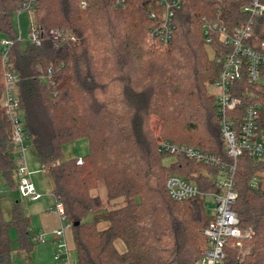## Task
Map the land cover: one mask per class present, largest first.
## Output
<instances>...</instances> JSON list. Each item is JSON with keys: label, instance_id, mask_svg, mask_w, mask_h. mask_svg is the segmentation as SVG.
Masks as SVG:
<instances>
[{"label": "trees", "instance_id": "16d2710c", "mask_svg": "<svg viewBox=\"0 0 264 264\" xmlns=\"http://www.w3.org/2000/svg\"><path fill=\"white\" fill-rule=\"evenodd\" d=\"M82 1L87 3L84 9ZM250 2L183 0L172 44L161 52L146 42L156 23L148 17L145 0H130L125 10H115L113 0H38L36 25L64 30L75 38L59 49L50 41L42 46L18 42L15 17L23 4L0 0V40L13 42L10 63L21 79L30 146L51 179L56 203L64 206L77 264H200L208 246L203 232L212 220L206 201L175 202L166 182L178 175L213 192L212 181L193 174L217 170L160 152L157 133L161 140L229 161L215 96L208 93V86L219 79L221 65L207 56L202 20L215 19L220 9L223 22L234 29L247 21L242 9ZM256 22L263 25L264 18ZM215 45L221 47L218 38ZM50 67L54 74L49 81ZM247 90L264 117V86ZM3 94L0 54V177L16 190L12 126L2 108ZM154 117L161 123L158 130ZM83 139L89 143L88 154L62 162L63 147ZM168 157L175 160L166 166L163 160ZM256 172H264V163L240 158L235 209L241 225L254 231L252 239L243 241L251 252L240 260L233 241L223 264H264V190L251 186ZM100 181L106 184L109 201L124 199L123 207L104 209L100 199L91 196ZM3 198L0 191V264H14L11 229L17 233L18 250L29 261L37 243L30 220L15 203L13 220L6 221ZM103 222L109 227L100 230ZM117 240L125 243L124 254L117 250Z\"/></svg>", "mask_w": 264, "mask_h": 264}, {"label": "built area", "instance_id": "2783aa9c", "mask_svg": "<svg viewBox=\"0 0 264 264\" xmlns=\"http://www.w3.org/2000/svg\"><path fill=\"white\" fill-rule=\"evenodd\" d=\"M23 8L16 13V32L18 42H28L35 46H42L50 41L56 49L75 41L73 35L64 30L43 26L35 23V10L38 0H20ZM114 9H127L130 0H113ZM148 17L156 23L149 29L150 41L167 47L172 44L176 33V14L181 10L183 0H145ZM81 8H86V1H82ZM248 17L247 21L230 29L222 20L220 9L216 11L215 19L204 17L202 20L203 40L209 49L213 62L221 65L218 81L214 84L216 115L219 122L225 152L229 161L220 156L202 151L198 148L160 140L159 151L181 157L203 167L217 170L212 179L216 190L205 192L200 187L178 175H170L166 188L171 200L183 203L190 199L201 198L214 203L212 220L204 230L208 239L200 264H223L227 258L226 248L236 241L240 249L238 258L244 260L251 249L243 246V241L254 236L251 228L241 225L239 215L235 209L239 193L236 190V177L239 160L248 156L254 162L264 163V117L261 108L255 104L249 87L264 86V24L256 22L257 18H264L263 0H251L242 9ZM27 14L30 20V31L27 39L23 38L20 28V16ZM216 38L221 47L215 45ZM13 42L3 38L0 40V54L2 60L4 94L2 108L7 120L12 126V145L18 171V191L23 198L35 201L40 198L32 182L33 173L29 169L27 153L30 147L24 115L21 109L19 85L21 79L12 69L10 63ZM54 74L53 67L48 70L47 80ZM57 93L54 94L56 96ZM207 178L210 175L205 174ZM254 189L264 190V172H256L251 180ZM56 211L65 225L53 233L58 241V253L55 259L59 261L67 253V246L63 239L65 230L71 228L67 223L65 209L61 203H56ZM37 243L46 242V238L39 237Z\"/></svg>", "mask_w": 264, "mask_h": 264}, {"label": "crops", "instance_id": "0c3cea01", "mask_svg": "<svg viewBox=\"0 0 264 264\" xmlns=\"http://www.w3.org/2000/svg\"><path fill=\"white\" fill-rule=\"evenodd\" d=\"M32 182L37 193L40 195V198L33 201L30 198L21 197V206L23 207L25 215L30 220V231L34 239L36 240L39 237H44L46 238V242L35 244L29 261L27 260L26 255L18 250V245L14 249L12 256L15 252L19 254L22 264H28L29 262L30 264H77L76 246L73 239L72 228L65 230L63 236L67 246V253L64 254L59 261L55 259V256L58 253V241L53 236V233L60 230L65 223L62 222L59 214L55 210V206H52L53 204L51 205L50 202L45 201L44 197L46 196V193L40 186L37 178L32 176ZM90 194L92 197L100 199L104 209L111 210L125 205L124 199H119L114 202L109 201L108 191L104 181H100L97 188L92 190ZM50 195L52 196V200L56 202V198L53 195V185ZM9 197L10 196H8V198ZM9 199V204L12 206L15 202L19 203V201L13 200L14 198L12 197ZM108 227L109 223L107 222L99 224L100 230H105ZM115 246L120 254H124L127 250L126 245L122 240H117Z\"/></svg>", "mask_w": 264, "mask_h": 264}, {"label": "rangeland", "instance_id": "374dc122", "mask_svg": "<svg viewBox=\"0 0 264 264\" xmlns=\"http://www.w3.org/2000/svg\"><path fill=\"white\" fill-rule=\"evenodd\" d=\"M20 28H21L23 38L26 40L28 37L29 31H30V20H29V16L27 14H22L20 16ZM146 42H147L148 46H150L151 48H154L158 51H161V52H166L170 48V45L167 47H163V46H160V45L150 41L148 36H147ZM204 46H205L207 56H208L209 60H211L209 49L206 47V45H204ZM208 93L210 95L214 96V85L213 84L208 86ZM152 124H153V127H155L157 130L159 129V127L161 125L160 121L156 117L153 118ZM157 138L159 140L162 139L159 136V133H157ZM88 152H89L88 141L85 139L79 140L75 143L67 144L63 147V159L61 161L64 162V161L74 159V158H82V157L86 156L88 154ZM27 157H28V165H29L30 171H32L34 178H37L40 186L43 188V190L46 193V196L44 197L45 201L50 202L51 205L53 204L52 206H56V202H54L52 200V196L50 195L51 188H52L51 179H50L48 173L42 169L41 163L38 160V158L34 155L31 146L29 147ZM174 160H175L174 158L168 157V158L163 160V164L168 166L172 162H174ZM205 174L210 175L211 178H207ZM216 175L217 174L216 173L214 174V171L201 170L200 169L197 173L193 174V177L204 176L209 181H212V179ZM190 181L196 183L195 180L194 181L190 180ZM17 182H18V179H16V183ZM0 191H1L2 196L4 197L3 201H2L3 217L6 221H11V220H13V213H12L13 212V206L11 204H9V201H10L9 198L10 197L14 198L13 200L19 201V203L21 205L22 204V201H21L22 195L20 194L18 189L13 190V189L9 188L6 184V181L4 180V178L2 176L0 177ZM8 196H10V197L8 198ZM16 198H19V199H16ZM22 209H23V207H22ZM55 210H56V208H55ZM213 210H214V203L209 202L207 204L208 214L212 215ZM10 235H11V239L13 241L12 247L15 249L17 247L16 231L14 229H11ZM248 249H250V248H248ZM12 259H13L14 264H22L21 257L16 252L13 254Z\"/></svg>", "mask_w": 264, "mask_h": 264}]
</instances>
